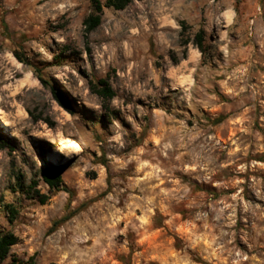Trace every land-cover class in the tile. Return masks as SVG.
I'll return each instance as SVG.
<instances>
[{"label":"clouds","instance_id":"obj_1","mask_svg":"<svg viewBox=\"0 0 264 264\" xmlns=\"http://www.w3.org/2000/svg\"><path fill=\"white\" fill-rule=\"evenodd\" d=\"M0 264H264V0H0Z\"/></svg>","mask_w":264,"mask_h":264},{"label":"rangeland","instance_id":"obj_2","mask_svg":"<svg viewBox=\"0 0 264 264\" xmlns=\"http://www.w3.org/2000/svg\"><path fill=\"white\" fill-rule=\"evenodd\" d=\"M11 63H14V61H10V65H11ZM18 84H19L20 87H23V85H25V84H27L29 87L35 86V82L32 81L29 77H25L23 80L18 81ZM20 87H17L15 89V91L16 92H19ZM87 94H88V92H87V89H86L85 90V95H87ZM16 114H17L18 117L23 118V116H24V110L23 109H18V111H17ZM65 119H67V117H65ZM46 134H50V133H46ZM229 135H231V133H229Z\"/></svg>","mask_w":264,"mask_h":264},{"label":"trees","instance_id":"obj_3","mask_svg":"<svg viewBox=\"0 0 264 264\" xmlns=\"http://www.w3.org/2000/svg\"><path fill=\"white\" fill-rule=\"evenodd\" d=\"M101 83H103V81H97V82H96L97 85H99V84H101ZM45 85L47 86V82H45Z\"/></svg>","mask_w":264,"mask_h":264}]
</instances>
